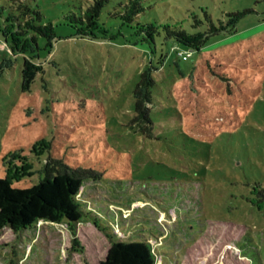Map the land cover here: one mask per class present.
<instances>
[{
	"label": "rangeland",
	"instance_id": "obj_1",
	"mask_svg": "<svg viewBox=\"0 0 264 264\" xmlns=\"http://www.w3.org/2000/svg\"><path fill=\"white\" fill-rule=\"evenodd\" d=\"M95 1L0 0L55 34L24 58L0 34V179L29 188L50 156L102 172L76 195L80 221L0 225V264H101L114 241L147 242L154 264H264V205L250 200L264 187V0H140L137 20L190 33L243 13L190 51L162 27L141 41L112 15L128 0L102 8L107 35L80 37L65 16ZM141 73L152 138L131 121Z\"/></svg>",
	"mask_w": 264,
	"mask_h": 264
},
{
	"label": "trees",
	"instance_id": "obj_2",
	"mask_svg": "<svg viewBox=\"0 0 264 264\" xmlns=\"http://www.w3.org/2000/svg\"><path fill=\"white\" fill-rule=\"evenodd\" d=\"M107 1L96 0L84 10L79 8L76 13L69 12L65 19L75 25L76 33L80 37L95 39L97 35H107L108 29L99 22L101 10ZM142 11L140 0H128L121 10L112 15L119 17L122 23L133 29L141 41L153 42L154 37L159 34L158 27H162L165 37L172 38L187 51L198 50L211 34L231 31L243 14H229L228 16L233 19L226 25L219 23L218 26L207 17L210 21L207 31L190 33L183 29L170 28L168 25L158 26L152 22H141L136 18ZM30 14L29 19L22 21L8 6L6 8L0 6V34L10 52L19 54L23 58L41 49L39 40H43V47H52V40L55 37L53 26L51 23H43L38 11L30 10ZM24 67H27V60H24ZM23 75L27 77V83L33 81V72L27 76L23 70ZM153 84L152 79L147 80L145 73H141L133 89L134 116L131 121L139 124L141 133L147 138L153 137L149 127L153 124L150 109L146 106V102L150 100V88ZM101 178L102 172L92 168L71 166L59 156L47 157L43 164L42 178L29 188L11 187L7 181L0 179V225L18 232L33 227L39 221L54 223L80 221L82 210L76 195L85 180ZM250 195L252 204L259 208L264 205V187L254 185ZM154 262L153 251L147 242L114 241L101 264H154Z\"/></svg>",
	"mask_w": 264,
	"mask_h": 264
},
{
	"label": "built area",
	"instance_id": "obj_3",
	"mask_svg": "<svg viewBox=\"0 0 264 264\" xmlns=\"http://www.w3.org/2000/svg\"><path fill=\"white\" fill-rule=\"evenodd\" d=\"M1 47V46H0Z\"/></svg>",
	"mask_w": 264,
	"mask_h": 264
}]
</instances>
